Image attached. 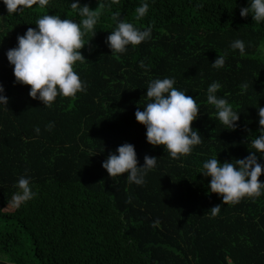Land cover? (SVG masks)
Returning <instances> with one entry per match:
<instances>
[{"label": "trees", "instance_id": "1", "mask_svg": "<svg viewBox=\"0 0 264 264\" xmlns=\"http://www.w3.org/2000/svg\"><path fill=\"white\" fill-rule=\"evenodd\" d=\"M78 2L99 13L95 36L83 37L86 60L74 67L87 89L47 109L30 97V86L16 83L6 53L44 15L77 23L81 17L71 0L18 14L0 2V84L9 99L0 106V264H264V195L224 205L202 175L209 158H246L254 151L251 137L260 134L264 23L241 16L249 0H148L142 18L136 8L144 0ZM117 13L142 30L151 27L152 38L113 54L106 41ZM236 40L245 43V54L231 48ZM219 55L226 63L216 69L211 63ZM163 78H174L201 107L193 128L203 144L180 159L149 144L135 116L149 102L150 81ZM213 82L241 115L235 130L207 103ZM125 143L135 146L139 166L146 155L159 160L142 186L102 167ZM258 162L264 165V156ZM22 176L36 196L5 211ZM216 205L221 212L212 216Z\"/></svg>", "mask_w": 264, "mask_h": 264}, {"label": "clouds", "instance_id": "2", "mask_svg": "<svg viewBox=\"0 0 264 264\" xmlns=\"http://www.w3.org/2000/svg\"><path fill=\"white\" fill-rule=\"evenodd\" d=\"M9 14H18L34 5L45 8L49 0H0ZM249 7L241 8L243 18L251 16L255 23H264V0H249ZM203 7V4H198ZM148 0L136 8L137 18L149 12ZM71 8L81 17L80 23L72 19H62L60 15H44L36 21V28H28L26 33L18 36V46L6 53L13 66L16 83L30 86L29 95L40 100L47 108H51L57 98L75 97L86 91L87 84L74 70L77 62L86 59L81 50L86 45L83 37L87 32L95 36V28L99 21V13L89 6H81L78 0H71ZM115 29L107 37V45L114 54H123L131 45L142 44L152 38V29H140L132 23L118 18ZM233 50L245 54L246 45L242 40L231 44ZM225 56L219 55L212 66L220 69L225 66ZM141 67H144L142 64ZM174 78L154 79L150 81L146 96L149 102L143 110L135 113L138 123L146 127L147 142L154 147H163L173 159L191 155L196 146L203 144L199 130L193 128L194 122L200 118V106L197 99L178 90ZM222 85L213 82L207 88V103L214 106L216 117L227 129L235 130L241 119L240 113L234 110L228 99L217 95ZM9 103L5 88L0 84V106L7 108ZM258 115L260 134L251 137L250 155L233 162L221 163L217 157L203 162L202 175L210 177V192L219 195L224 205L238 204L244 198H257L264 195V183L260 177L264 175V165L259 158L264 156V107L259 104ZM48 129L54 127L49 124ZM37 134L40 129L36 128ZM118 153V154H117ZM261 154V155H258ZM158 159L146 155L144 165L139 166L135 146L125 143L117 148V152L108 156L102 167L112 178L123 177L142 186L146 183L148 173L157 167ZM13 194L11 206L20 208L35 198L31 181L27 176L19 178ZM221 205H216L208 212L216 216L221 212Z\"/></svg>", "mask_w": 264, "mask_h": 264}, {"label": "rangeland", "instance_id": "3", "mask_svg": "<svg viewBox=\"0 0 264 264\" xmlns=\"http://www.w3.org/2000/svg\"><path fill=\"white\" fill-rule=\"evenodd\" d=\"M5 211H14V207H12L11 205L8 206L6 209H4Z\"/></svg>", "mask_w": 264, "mask_h": 264}]
</instances>
